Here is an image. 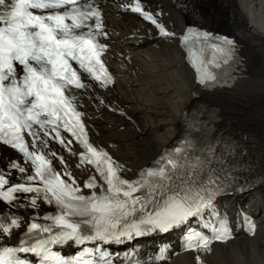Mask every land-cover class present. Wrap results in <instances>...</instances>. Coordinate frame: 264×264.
<instances>
[{"label":"snow or ice","instance_id":"6c2138e0","mask_svg":"<svg viewBox=\"0 0 264 264\" xmlns=\"http://www.w3.org/2000/svg\"><path fill=\"white\" fill-rule=\"evenodd\" d=\"M169 2L203 19L204 0ZM106 6L144 23L145 40L181 49L202 91L233 87L246 71L235 37L199 23L177 33L150 0H0V264H170L176 252L164 237L173 233L181 254L207 264L215 247L257 233L245 206L230 215L220 201L264 187V171L245 148L212 141L218 114L207 106L183 115L179 146L131 177L114 142L94 141L87 105L131 122L108 95L115 28ZM125 39L144 42L136 31Z\"/></svg>","mask_w":264,"mask_h":264},{"label":"bare ground","instance_id":"6f19581e","mask_svg":"<svg viewBox=\"0 0 264 264\" xmlns=\"http://www.w3.org/2000/svg\"><path fill=\"white\" fill-rule=\"evenodd\" d=\"M161 1L170 13L167 18L182 29L186 15L172 8L166 0ZM254 4L255 0H204L200 5L204 20L230 32L242 46L246 71L230 88L215 91L197 88L175 44L157 46L145 39L139 47L134 42L127 43L134 52L129 51L126 66L118 70L115 91L108 95L128 113L131 122L103 112L99 119L93 118L101 131L100 140L114 142L115 154L128 166L139 168L179 137L186 112L207 106L209 112L218 114L212 122V126L217 127L213 142L222 138L219 142L222 146L232 143V135L238 132L243 148L256 158L258 165L264 164V11L256 5L254 14L261 16L258 22L253 18ZM178 78L186 84L181 92L178 89L182 83ZM194 89L200 94L198 100L193 99ZM120 124L124 127L119 130ZM225 199L232 205L249 207L250 201L257 204L253 212L260 226L256 237H236L226 246L215 247L208 262L264 264V223H261L264 187L239 199ZM174 264H193L192 254L176 257Z\"/></svg>","mask_w":264,"mask_h":264},{"label":"rangeland","instance_id":"374dc122","mask_svg":"<svg viewBox=\"0 0 264 264\" xmlns=\"http://www.w3.org/2000/svg\"><path fill=\"white\" fill-rule=\"evenodd\" d=\"M258 1H260V9H263V11H264V0H256V2H258ZM255 5V9H256V4H254ZM259 7V6H258ZM212 14V13H211ZM178 82H181V79L180 78H178ZM182 85L181 86H179V89H178V91L179 92H181V91H183V88L185 87V83H184V80H182Z\"/></svg>","mask_w":264,"mask_h":264}]
</instances>
